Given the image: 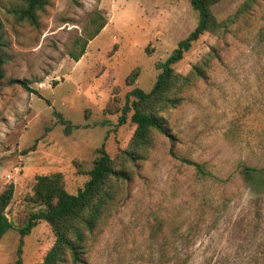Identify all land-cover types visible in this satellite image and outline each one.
Here are the masks:
<instances>
[{
  "label": "rangeland",
  "instance_id": "obj_1",
  "mask_svg": "<svg viewBox=\"0 0 264 264\" xmlns=\"http://www.w3.org/2000/svg\"><path fill=\"white\" fill-rule=\"evenodd\" d=\"M49 1L35 28L17 20V0H0V195L15 189L0 264L18 257L21 264L43 262L54 243L48 223L38 221L23 238L18 231L42 209L31 201L36 178L62 173L75 195L103 145L117 160L136 128L131 113L120 123L127 95L152 89L159 65L199 21L191 0ZM243 2L223 0L212 11L222 22ZM103 20L75 62L69 53L79 50L76 40ZM203 61L205 78L161 113L168 136L153 133L144 160H117L130 179L118 185L117 199L89 236L84 264H158L164 236L181 235L168 264H264V188L252 189L240 175L243 164L264 166V0L225 36L204 34L173 68L187 76ZM189 161L214 178L200 177ZM64 264H72L69 257Z\"/></svg>",
  "mask_w": 264,
  "mask_h": 264
},
{
  "label": "trees",
  "instance_id": "obj_2",
  "mask_svg": "<svg viewBox=\"0 0 264 264\" xmlns=\"http://www.w3.org/2000/svg\"><path fill=\"white\" fill-rule=\"evenodd\" d=\"M19 3L14 10V15L20 22H25L32 27L40 26L39 13L43 12L49 5V0H17ZM223 0H191L192 8L199 13V21L196 28L189 36L180 41L173 53L161 63V73L149 92L140 88H134L128 95L125 106L122 109L120 123L123 124L127 114L131 113V122L136 126L135 132L129 142L128 148L120 151L117 156L121 163L135 164L144 160L147 152L153 144V133L168 136L166 120L161 113L168 109L178 107L182 102V93L189 88L196 79L205 78L206 61L195 66L194 70L187 76L178 74L174 66L183 60L195 42L204 34L209 33L216 36H225L229 33L240 17L254 10L260 0H244L235 15L228 20L218 21L212 8ZM94 24L97 20L92 21ZM106 26L103 20L97 28L91 32L85 40H76L79 50L70 51L69 56L78 62L86 52L88 42L100 34ZM0 35V79L3 78L2 67L4 65V54L2 51ZM212 54L216 57L213 50ZM137 79V73L128 77L131 84ZM22 84L27 89L25 81H11V84ZM65 132L69 133L71 126L59 115H56ZM98 158L93 169L88 172L89 180L84 184L77 194H70L65 188L64 176L62 173L39 176L33 189L31 201L42 207V209L29 218L27 224L18 231L21 237L29 235L38 221L43 220L51 227L54 235V243L47 252L41 264H64L67 257L72 264L85 263L86 242L96 230L102 218L109 213L111 206L117 199L118 185L130 179L126 169H120L116 162L106 152L103 145L98 150ZM190 165L196 168L200 177L214 178L203 164H196L189 161ZM240 175L244 183L254 190L264 188V166H248L243 164ZM14 186L8 188L0 195V239L4 234L13 228L6 213L14 196ZM179 226H176V230ZM185 236L178 237L164 236L158 252V264H168L178 255L180 247L176 242ZM173 238V241L171 242ZM20 254V251H18ZM14 264H21V258Z\"/></svg>",
  "mask_w": 264,
  "mask_h": 264
}]
</instances>
